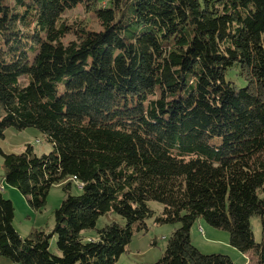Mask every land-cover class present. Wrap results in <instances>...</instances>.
Returning a JSON list of instances; mask_svg holds the SVG:
<instances>
[{"label":"trees","instance_id":"trees-1","mask_svg":"<svg viewBox=\"0 0 264 264\" xmlns=\"http://www.w3.org/2000/svg\"><path fill=\"white\" fill-rule=\"evenodd\" d=\"M106 3L0 0V138L34 127L52 144L41 155L30 144L20 153L0 147L2 180L36 212L51 186L68 180L52 230L24 237L0 190V256L115 264L153 217L178 224L157 264H235L192 243L199 220L264 264V0ZM79 4L97 29L66 21ZM233 68L245 85L226 79ZM150 201L162 204L159 214ZM105 213L124 223L97 228ZM91 229L96 236L85 237Z\"/></svg>","mask_w":264,"mask_h":264},{"label":"rangeland","instance_id":"rangeland-1","mask_svg":"<svg viewBox=\"0 0 264 264\" xmlns=\"http://www.w3.org/2000/svg\"><path fill=\"white\" fill-rule=\"evenodd\" d=\"M108 0H99V3L107 4ZM64 18L69 24H74L79 20H84L89 28L97 29L99 27L97 19L85 11L82 5H77L73 9L64 14ZM73 38V34H67L65 41ZM226 79L231 80L238 86L245 85V79L238 74L235 68L228 70ZM30 144L37 155L47 154L52 151V144L45 138V135L34 127H27L22 130L9 127L4 131V137L0 138V147L6 153H20L25 150L26 145ZM2 158L0 156V183L3 188V195L10 198L13 202L15 212L13 224L21 236H27L33 229H42L50 232L54 225L53 211L60 206L65 197L63 185L66 181L55 183L51 186L46 199V205L41 211H34L28 205L26 198L16 189L3 182L2 180ZM1 190V187H0ZM71 194H78L80 189L76 182L71 181L70 187ZM149 205L159 214L162 210V204L156 201H150ZM153 217L147 220L148 230L144 233H135L127 247V251L123 253L116 261L115 264H157L158 259L164 252L166 241L174 227L178 224H155ZM118 222L123 224L124 219L115 213H105L101 215L96 223L97 228L104 226L110 222ZM251 228L255 241L259 242L261 239V222L260 218L255 215L250 218ZM199 221L195 222L191 228V241L192 243L205 254L222 253L226 254L230 250H234L238 256H233V260L238 264L247 261L246 264H254L256 255L254 251L249 250L245 255L249 260L245 259V255L239 253L234 247L229 244V233L224 230H216L215 236H210L199 227ZM202 227V226H201ZM203 228V227H202ZM204 230V229H203ZM83 235L87 238H94L96 231L94 229L83 231ZM213 240H219L216 243ZM56 237L50 239V249L56 252L55 246ZM228 255V254H226ZM242 256V258H241ZM235 257V258H234ZM245 259V260H244ZM0 264H19L10 261L9 259L0 256Z\"/></svg>","mask_w":264,"mask_h":264},{"label":"crops","instance_id":"crops-1","mask_svg":"<svg viewBox=\"0 0 264 264\" xmlns=\"http://www.w3.org/2000/svg\"><path fill=\"white\" fill-rule=\"evenodd\" d=\"M0 187H1V189L3 188V186H2V184L0 183ZM10 199V198H9ZM198 222V221H197ZM203 228H202V227ZM199 227L202 229V234L205 232V234H209L210 236H215L216 235V230L214 229V228H212L211 226H209L207 223H205L203 220H199V224H198V229H199ZM204 229V230H203ZM204 231V232H203ZM217 241H219V240H213V242H217ZM238 251V250H237ZM239 253H241V252H239ZM226 254H228L229 256H230V258L232 259V261L233 260H235V259H233V256H238V254H236V252H234V250H230V251H228V253H226ZM246 253H242V255H245ZM240 256H238L237 258H239ZM235 258V257H234ZM241 258H242V256H241ZM245 259H247V260H249V258H248V256H246L245 255ZM244 259V260H245ZM234 262V261H233ZM236 262V261H235ZM234 262V263H235ZM247 263V261L245 260V261H243L241 264H246ZM236 264H238V263H236Z\"/></svg>","mask_w":264,"mask_h":264},{"label":"built area","instance_id":"built-area-1","mask_svg":"<svg viewBox=\"0 0 264 264\" xmlns=\"http://www.w3.org/2000/svg\"><path fill=\"white\" fill-rule=\"evenodd\" d=\"M202 230V229H201Z\"/></svg>","mask_w":264,"mask_h":264}]
</instances>
